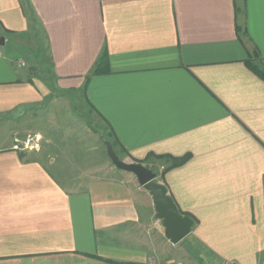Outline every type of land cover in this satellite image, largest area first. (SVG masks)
<instances>
[{
  "label": "crops",
  "instance_id": "1",
  "mask_svg": "<svg viewBox=\"0 0 264 264\" xmlns=\"http://www.w3.org/2000/svg\"><path fill=\"white\" fill-rule=\"evenodd\" d=\"M0 35L33 64L46 48L45 77L0 50V264H264V79L247 64L263 66L264 0H0ZM103 48L93 139L110 132L126 162L186 156L156 177L194 221L177 243L133 173L75 176L71 100ZM29 134L40 148H16Z\"/></svg>",
  "mask_w": 264,
  "mask_h": 264
},
{
  "label": "rangeland",
  "instance_id": "2",
  "mask_svg": "<svg viewBox=\"0 0 264 264\" xmlns=\"http://www.w3.org/2000/svg\"><path fill=\"white\" fill-rule=\"evenodd\" d=\"M2 37L4 38L3 45H0V50L2 52H4L7 56H11V57H17L18 55H23L26 58L28 63L32 62L34 55H35V50L30 49L28 45L26 46L24 44L19 43L11 35H0V39ZM39 42L40 41H38V43ZM42 47L39 48L41 53L43 51H45V49H46V48L42 49ZM32 64H33V62H32ZM43 76L45 77V75H43ZM73 93H74V91L72 93H70V95L73 96ZM81 93L82 92L79 91V94L77 95L78 97L76 96L77 98H73L71 100L73 107L81 112V114L79 113L80 118H78V120L76 122L71 123L72 126L70 125L71 126L70 131L74 130L75 133L80 134V143H81L80 149L75 148L77 150L76 151L77 154H75V155L73 154V158L77 162L81 161V166L79 168L74 169L75 176H80L85 171H90V170L96 169L100 166H107V165H110V163H111L109 157L106 154V147H105L104 139L102 142V137L105 138V134H104V136L101 137V139L99 138V136L97 139H95V141L93 139L94 133H95V137H96V135L101 131L102 128L98 124H101L102 121L97 115H95V113L92 110H89L86 107L84 99H83V95ZM67 99L68 98H65V101ZM70 105H71V103L69 105H65L66 110H69ZM59 114H64V112L63 113L60 112ZM84 118L86 120H84ZM103 128H104V130H106V127H103ZM95 130H96V132H97V130H99L98 133L94 132ZM29 135H31V134H29ZM31 137H32V140L29 141L28 144L26 143L27 135H25V137L22 138V140L18 139L17 143L15 144V145H17L16 148H23V149L40 148L39 137L36 139L34 138L35 137L34 135H31ZM86 141L89 142L88 143L89 145L87 144L89 146L88 148H84V144L86 143ZM32 143H34V144H32ZM35 144H37V145H35ZM94 144H96L97 148H91L92 145H94ZM149 153H152V152H149ZM147 154L141 159L144 161L142 163L144 165H148V166H150L149 164L152 162H153L152 164H155V161H153V159H151L153 157H149L148 159H146ZM71 157H72V155H71ZM85 162H88L87 166L85 165ZM132 162H135V161H132ZM95 165H97V166H95ZM64 171H66V173H67L66 168L64 169ZM76 173H78V174H76ZM67 174H69V173H67ZM82 179H81V184L84 183L82 181Z\"/></svg>",
  "mask_w": 264,
  "mask_h": 264
},
{
  "label": "water",
  "instance_id": "3",
  "mask_svg": "<svg viewBox=\"0 0 264 264\" xmlns=\"http://www.w3.org/2000/svg\"><path fill=\"white\" fill-rule=\"evenodd\" d=\"M4 38L0 39V45ZM106 154L111 163L118 169L133 173L139 184L150 192L153 199L155 217L162 223L164 235L172 243L179 242L191 231L193 219L182 214L173 198L168 194L166 186L159 182L157 172L139 162H126L118 156L110 141H105Z\"/></svg>",
  "mask_w": 264,
  "mask_h": 264
},
{
  "label": "trees",
  "instance_id": "4",
  "mask_svg": "<svg viewBox=\"0 0 264 264\" xmlns=\"http://www.w3.org/2000/svg\"><path fill=\"white\" fill-rule=\"evenodd\" d=\"M32 19V18H31ZM45 53L42 52V57L40 59V63L39 61L35 60V62H38V63H34L32 64V67L35 68L36 67V73L39 75V76H43V71H44V55ZM38 53L34 55V57H38ZM256 60L250 63L247 62L249 68L251 70H253L258 76H260L262 79H264V61L263 62V66H260L261 62H257V61H261L259 60L257 54H254V58ZM109 70V60H108V54H107V51L104 50V48L102 49V51L100 52L99 56L97 57L96 61L94 62V65L93 67L91 68V70L85 75L84 77V81H83V84H82V87H81V94L84 96V93L86 91V85L91 77V75H94V74H98V73H103V72H107ZM41 76V77H42ZM44 79V78H43ZM104 141L108 140L112 143L113 147L115 145V139L114 137L112 136V134L109 132L108 134L105 135V138H103ZM114 150L116 151V148H114ZM123 150V149H122ZM116 153H118L116 151ZM21 156H23V154L21 153ZM149 157H155V158H168V159H171V162L166 165L159 173L157 171L154 170V168H152L151 166H148V165H145L146 167L148 168H151L152 170H154L155 172H157V176L159 175V177L162 178V176L164 175V173L171 167L175 166V165H178L180 163H182L185 159H186V156L185 157H171L169 155H166V154H154V153H148L147 154V157L146 159H148ZM134 161H137L139 163H142L144 162L143 160H134ZM143 164V163H142Z\"/></svg>",
  "mask_w": 264,
  "mask_h": 264
},
{
  "label": "built area",
  "instance_id": "5",
  "mask_svg": "<svg viewBox=\"0 0 264 264\" xmlns=\"http://www.w3.org/2000/svg\"><path fill=\"white\" fill-rule=\"evenodd\" d=\"M17 65L18 66H24L25 65L24 60L23 59H18L17 60ZM31 140H32V137L30 135H27L26 143L28 144V142L31 141ZM32 144H34V143H32ZM35 145H37V144H35ZM15 147H17V145ZM157 223H160V220L159 219H156L153 222L154 225H157ZM263 261H264V254H263ZM223 264H238V263H236L233 260H225Z\"/></svg>",
  "mask_w": 264,
  "mask_h": 264
}]
</instances>
